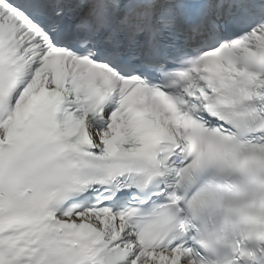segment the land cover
<instances>
[{"label":"snow or ice","instance_id":"1","mask_svg":"<svg viewBox=\"0 0 264 264\" xmlns=\"http://www.w3.org/2000/svg\"><path fill=\"white\" fill-rule=\"evenodd\" d=\"M0 264H264V0H0Z\"/></svg>","mask_w":264,"mask_h":264}]
</instances>
